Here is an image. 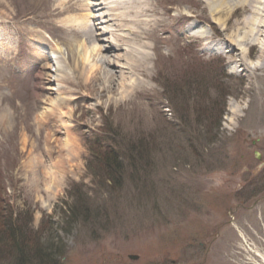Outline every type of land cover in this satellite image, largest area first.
Wrapping results in <instances>:
<instances>
[{
  "label": "rangeland",
  "instance_id": "rangeland-1",
  "mask_svg": "<svg viewBox=\"0 0 264 264\" xmlns=\"http://www.w3.org/2000/svg\"><path fill=\"white\" fill-rule=\"evenodd\" d=\"M119 2L148 8L141 37H131L151 55L141 86L131 91L128 74L107 68L114 92L96 87V97L73 101L69 130H41L43 88L57 85H45L42 69L64 59L76 76L72 53L107 29L99 19L83 31L101 15L91 0H0V264L22 263L12 233L29 253L23 264H41V252L51 264H264V71L252 79L231 55L206 51L247 14L233 0L222 15L212 0ZM99 145L124 159L110 194L90 169ZM71 188L97 209L92 226L69 218Z\"/></svg>",
  "mask_w": 264,
  "mask_h": 264
},
{
  "label": "bare ground",
  "instance_id": "bare-ground-1",
  "mask_svg": "<svg viewBox=\"0 0 264 264\" xmlns=\"http://www.w3.org/2000/svg\"><path fill=\"white\" fill-rule=\"evenodd\" d=\"M91 1H94L95 4H89L88 10L94 9L95 12L96 9V13L101 15L94 16L90 24H83V31L87 32L86 34H88V32L93 34L92 28L98 25L97 23L95 24V22L99 19L100 25L104 26L107 31L92 36V38H94V44L91 48L87 46V43H82L80 47H82L81 49H83V51H75L72 53L73 71L77 72L76 76L73 77V72L68 71L69 67L65 63L66 61L63 63L64 59L59 62H55L57 58L55 59V63L53 64L54 70H51V67L48 66L42 69L46 77L45 85H57L56 88L53 87L52 89L43 88L44 96H46V99H44L49 103V109H46L38 117L37 128H41V130L47 127H50L52 130L55 128L69 130L72 127L69 124H65L69 126L64 127L63 124L65 122L62 120L67 118V122H69L73 117L74 110L69 109L73 101H79L81 99L88 101L92 99L91 96L96 97L95 94H93L96 93V87H98V93L100 94L114 92L115 90L106 86V84L110 85L113 82V79L111 81L110 77L112 74L110 71H107V68L116 66L118 70H120L119 78L122 75L128 74L130 77L129 87L131 91L141 86L142 82L137 78L145 75L146 71L144 72V70L151 60V55L148 44L144 43L138 46V48H135L131 44L136 41H131V37H141V32H138L137 29L144 24V10L146 11L148 8H141V6L143 7L142 3L141 6L139 5L140 9L138 7L135 9H124L119 0ZM212 2L215 4V10H218L222 15V8L226 6L225 0H212ZM216 2L220 4V7L216 5ZM233 2V7L241 8L243 13L247 14L246 17L237 24L238 28L235 35H224L218 41L217 47L213 49L209 47L206 51L211 52L213 50L219 54L231 55L234 58V65L232 66H235V69L244 66V71H249L250 77L257 80V78H259L258 76L264 71V58L258 60L257 63L245 62V60H248L250 53L256 47L264 49V0H233ZM88 17L91 18L90 15H88ZM219 22L223 26L225 25L222 19H219ZM191 26L188 27L189 30L194 29V27ZM122 33H127L128 36L122 35ZM109 34L113 38L112 46L108 40L103 39L105 37L108 38L107 36ZM201 36L205 37L203 33ZM247 51L249 54H247ZM121 52L125 53L120 55ZM124 55L126 60H123ZM48 59L51 61V58L48 57ZM122 61L125 62L121 65ZM115 73L116 75L118 74L114 72V75ZM257 73L261 74L257 75ZM74 79H79V82H73ZM99 84H104L105 87L104 85L100 87ZM118 84L120 85L121 83ZM74 86H77L78 89H76L75 92L73 90L69 91V89ZM81 89H84L85 94H79ZM51 90L62 98L54 101L49 99V97L54 94L50 92ZM72 94H75L76 97L69 98L68 95L71 97L73 96ZM98 97L99 96H97V98ZM64 109H67V111H64ZM72 139L73 137H69L68 135V140L65 142L64 146L66 149L73 147ZM73 153L77 154L75 150H73ZM64 154L69 155L71 152L67 150Z\"/></svg>",
  "mask_w": 264,
  "mask_h": 264
},
{
  "label": "trees",
  "instance_id": "trees-1",
  "mask_svg": "<svg viewBox=\"0 0 264 264\" xmlns=\"http://www.w3.org/2000/svg\"><path fill=\"white\" fill-rule=\"evenodd\" d=\"M94 151H92L93 158L96 162V160L99 162L98 164V169H92L90 168L93 177L98 179V182L100 183L99 187H102L103 190H107V193L110 194L112 188H116L117 186L119 187L120 185H117L120 182V175L122 173V170H124V166L122 165V161L124 162V159L116 153V151L112 148H103L101 145L98 146H92L91 147ZM135 149V148H134ZM133 149V151H135ZM136 153L138 155L139 152L136 149ZM142 153V150L141 152ZM143 154V153H142ZM135 159V158H134ZM134 165V164H133ZM135 166V165H134ZM121 184V183H119ZM74 189L71 188L70 190L67 191V193L74 197L77 202V207H72L69 208V218H77L81 217V221L83 224L92 226L95 222L94 220L97 218L94 212H96V208H94L93 205H90L89 203L86 204L87 198L85 197V193H78L73 191ZM90 205V206H89ZM77 208V209H76ZM78 210V211H77ZM96 216V217H95ZM92 219V220H90ZM2 220V219H1ZM6 232L9 233V230L6 229ZM10 238V245H12V248L19 249L22 254L20 256L23 257L22 263L21 260L19 264L24 263V259L28 258L29 253L27 254L25 252V245L23 243L24 240H21L20 243H15L13 233L9 234ZM58 255H63V253H60ZM53 261L52 257H49L47 253L41 252V264H51Z\"/></svg>",
  "mask_w": 264,
  "mask_h": 264
},
{
  "label": "water",
  "instance_id": "water-1",
  "mask_svg": "<svg viewBox=\"0 0 264 264\" xmlns=\"http://www.w3.org/2000/svg\"><path fill=\"white\" fill-rule=\"evenodd\" d=\"M257 156H258V155H257ZM258 157H259V156H258ZM130 258L136 260L138 257H136V256H135V257H134V256H131Z\"/></svg>",
  "mask_w": 264,
  "mask_h": 264
}]
</instances>
